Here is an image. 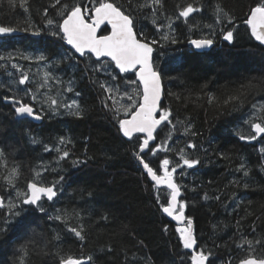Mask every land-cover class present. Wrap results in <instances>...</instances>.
Here are the masks:
<instances>
[{"label": "trees", "instance_id": "obj_1", "mask_svg": "<svg viewBox=\"0 0 264 264\" xmlns=\"http://www.w3.org/2000/svg\"><path fill=\"white\" fill-rule=\"evenodd\" d=\"M261 2L264 0H162V7L153 17L151 8L137 7L145 0H115L131 13L138 30L160 42L153 45V60L164 73L162 103L171 110L173 123H184L177 125L168 143L173 151L158 155L182 163L178 152L184 148L189 158L199 160L194 168L178 169L174 180L181 186L179 200L186 203L185 215L192 219L198 246L211 253L206 264H238L249 254L264 258V134L253 141L239 138L254 135L245 121L264 123V47L253 40L245 24L250 9ZM77 3L87 0H60L59 4L56 0H26L23 6L21 0H0V26L23 29L31 25L41 29L38 38L30 36L31 30H21L20 36L0 39V55L14 57L0 61V151L7 161V168L0 163V195L6 202L16 201V192L26 190L34 170L47 168L38 181L45 185L64 177L57 185L60 190L55 199L42 198L44 212L23 204L16 209L20 215L11 218L6 232H0V264H20L21 257L24 264H60L59 255L91 256L88 264H190L187 251L178 242L177 225L160 209L167 189H160L158 203L152 182L133 155L132 142L118 131L112 114L101 102L102 89L92 82L94 78L110 81V77L93 73L91 68L85 74L91 62L83 58L79 63L54 62L66 54L68 47L51 36L45 25L48 19H62L58 13L64 5ZM188 4L201 10L192 13L187 22L176 19L179 10ZM217 7L222 9L219 24ZM225 13L232 23H228ZM169 16L174 18L175 44L161 39L162 32H169L167 27L157 32L153 24L155 19L157 25H166ZM222 30L234 32L231 43L223 40ZM204 37L214 40L209 51L198 52L189 45L190 38ZM41 53L47 57L45 61L35 59ZM13 63L28 74L25 85H19L21 71L12 68ZM45 71L63 81L61 85L50 81L52 94L58 90L65 102L77 100L83 109L82 118L62 108L54 114L40 100L33 105L42 117L40 124L16 117L13 105L4 97L18 89L16 94L32 103L23 90L31 88L35 92ZM121 77L134 78V74ZM70 80L74 90L63 91ZM113 83L123 87L120 79ZM237 95L240 101L225 103ZM189 124L196 135H182ZM156 135L159 142L164 133L158 129ZM60 137L71 143L59 145ZM33 138L37 143L32 142ZM188 142L196 148H187ZM45 146H60L70 155L58 160L59 153L45 151ZM74 160L82 163L74 165ZM147 160L155 158L148 156ZM241 164L245 166L243 170ZM17 166L19 176L13 189L5 184L4 177ZM6 211L7 208L0 209V225ZM57 214L64 220L49 219ZM81 226L83 240L68 230ZM242 238L254 242L252 250L246 243L243 248L236 246L243 243ZM256 240L261 243L256 244ZM21 245L26 255L18 251Z\"/></svg>", "mask_w": 264, "mask_h": 264}, {"label": "snow or ice", "instance_id": "obj_2", "mask_svg": "<svg viewBox=\"0 0 264 264\" xmlns=\"http://www.w3.org/2000/svg\"><path fill=\"white\" fill-rule=\"evenodd\" d=\"M9 2L12 3L13 0H9ZM25 2L26 0H21V6ZM129 2L131 3L132 0H129ZM56 3L59 4L60 0H56ZM137 7L138 9L151 8L152 15L155 17L157 8L162 7V0H145L144 4H140ZM200 10L192 4H188L179 10L176 19L183 18L187 22L192 13ZM25 11H27V8H25ZM216 11V23L219 24L221 23L219 14L222 12V9L217 7ZM58 14L62 19L55 22L52 19H48L45 27L48 28L51 36L59 39L64 44L70 46V48L66 50V54L59 56L54 62L75 60L79 63L80 58H83L85 61L91 62L86 66L85 74L91 68L93 73L102 72L110 77V81L97 80L95 78L92 80L103 91L101 101L103 107L112 114V118L116 121L118 131L122 136L132 142L134 148L133 155L142 165L147 177L152 181V186L157 193L156 199L158 203L161 200V187L167 189L163 194L166 196V200L160 204V209L163 214L177 222L175 231L178 234V242L184 250H187L190 264H206L211 253H206L202 247L198 246V240L193 232L192 219L185 215L186 203L178 199L181 195V186L174 180V174L177 173L178 169H183L185 166L189 169L194 168L199 164V160L189 158L184 148H180L178 152L179 161H182V163L174 162L167 156L161 158L158 155L161 152L167 153L173 151V149L168 147V143L172 139L175 130H177V125L184 123L179 120L173 123L171 110L162 103V99L165 96L164 73L156 66L153 60V45L160 42L155 39H149L142 30H138L131 13L127 9H122L121 6L117 5L115 0H87V3L64 5L62 11ZM224 15L228 19V23H232L227 13ZM45 16H47V10H45ZM166 19L168 21L166 25H157L155 19H153L156 31L161 32L163 28L167 27L169 32H162L161 39L165 42L170 41L173 44L178 43L172 34L174 31L172 29L174 18L169 16ZM245 24L250 30L251 37L259 42V44L264 45V2L258 3L250 9ZM102 26L104 28L103 31H101ZM109 26L110 31L108 30ZM21 30H31L34 36L41 34V29L33 28L29 25L28 28L23 29L0 26V35L11 34ZM222 33L224 41L229 43L233 41L234 32L232 30L226 32L222 30ZM189 43L195 49H205L210 48L214 40L209 37L200 39L190 38ZM160 46L163 47V44ZM22 58L27 60L33 59L31 56H23ZM13 59L14 57L11 54L7 57L0 55V61H11ZM35 59L45 61L47 57L41 53ZM11 67L17 69V71H21L20 66L15 63L11 64ZM129 72L134 74V78L121 77V74ZM118 79L122 80L123 87L121 84L113 83ZM28 81V74L21 71L18 80L19 85H25ZM50 81H54L57 85L63 84L62 80L52 73L45 71L43 82L37 86L35 92L31 88L23 90L25 95L30 96L32 103L25 102L21 96L16 94L20 91L18 89H14V94L10 97H4V99L13 105L17 117L27 116L40 120L41 115L36 113L33 106L40 100L42 103L47 104L54 114L62 108L67 114L82 118L83 109L79 102L77 100L65 102L60 91H57L53 95ZM40 89H47V91L41 93ZM73 90V81L70 80L63 91L72 92ZM76 95L79 96L80 93L77 92ZM241 95H243V92ZM240 99V95L231 96L225 103L240 101ZM245 122L250 124L251 132L254 135H240L239 138L241 140L253 141L264 134V123L253 122L252 120ZM162 125L164 127H161ZM158 129L164 135L159 142H156ZM188 134L196 135V133L191 132L190 124L184 127L182 133V135ZM32 142L37 143L35 138L32 139ZM66 143H71V141L66 140L64 137L59 138V145H65ZM186 147L195 149L196 145L188 142ZM53 150L59 153L58 160L67 159L70 155L68 150H62L60 146L54 148L45 146V151ZM148 156L154 157L155 160L148 161ZM0 163H2L3 167L7 168V161L3 151H0ZM79 163H82V161H73L74 165ZM244 167L241 164V170ZM52 170L55 171L54 168ZM43 171H47V168L45 167L41 171L34 170V178L27 183L26 190L24 192H16V201L9 199L6 202L5 197L0 195V209L7 208V211L4 213L3 224L0 225V232H6L7 225L12 222L11 218L20 215V212L16 211V209L20 208L21 204L33 205L39 211L44 212L45 209L40 203L42 198L46 197L48 201H52L57 196L60 190L57 185L64 177L60 176L51 185L38 183ZM180 174L183 175L184 173L181 172ZM247 175V170H244V176ZM18 176V166L13 167L9 170L8 175L4 177L5 184L14 189ZM245 187H247V184H245ZM204 198L207 199L208 197L205 196ZM216 199H219V197H216ZM49 219L63 221L64 216L57 214L54 217L50 216ZM68 230L73 232L80 240L84 239L82 235L83 226L79 229L69 227ZM165 231H167V226H165ZM56 238L58 239L59 237ZM242 239L243 243L236 246L243 248V244L246 243L249 250H252L254 242L247 238ZM255 243L259 244L261 241L256 240ZM18 251L26 255L24 245H21ZM59 259L60 264H88L92 260V257L76 258L72 255H59ZM181 259H184V257L182 256ZM20 264H24L23 257L20 258ZM239 264H264V258L258 259L249 254L248 257L240 259Z\"/></svg>", "mask_w": 264, "mask_h": 264}, {"label": "water", "instance_id": "obj_3", "mask_svg": "<svg viewBox=\"0 0 264 264\" xmlns=\"http://www.w3.org/2000/svg\"><path fill=\"white\" fill-rule=\"evenodd\" d=\"M103 27V26H102ZM109 30H110V26H109ZM249 32H250V30H249ZM15 35H19V33H17V32H13V33H11V34H4V35H0V39L1 38H4V37H9V36H15ZM254 40V39H253ZM255 41V40H254ZM256 43H258L259 44V42H257V41H255ZM189 45H191L190 43H189ZM259 45H261V44H259ZM68 46V45H67ZM192 46V45H191ZM262 47H264V45H261ZM69 48H70V46H68ZM193 47V46H192ZM212 47V46H211ZM211 47L210 48H205V49H195L194 47V50H196V51H198V52H201V51H209L210 49H211ZM25 118H28V119H30V120H32V121H34V122H37V123H39L40 122V120H35V119H33V118H31V117H27V116H24ZM19 118H23V117H19ZM122 135V134H121ZM263 135V134H262ZM262 135L261 136H259V137H257V138H261L262 137ZM127 139V138H126ZM138 163H139V161H138ZM139 165L141 166V168H142V170H143V167H142V165L139 163ZM150 179V178H149ZM152 182V181H151ZM161 188H164V187H161ZM180 197V196H179ZM179 197H178V199H179ZM45 200H47V198L45 197L44 198ZM53 199H55V197L53 198ZM48 201V200H47ZM27 206V205H26ZM33 206V205H32ZM165 215V214H164ZM166 216V215H165ZM166 218H168V219H170V220H172L170 217H167L166 216ZM172 221H174V220H172ZM176 224H177V222L176 221H174ZM193 226V225H192ZM194 232V231H193ZM239 264V263H238Z\"/></svg>", "mask_w": 264, "mask_h": 264}, {"label": "bare ground", "instance_id": "obj_4", "mask_svg": "<svg viewBox=\"0 0 264 264\" xmlns=\"http://www.w3.org/2000/svg\"><path fill=\"white\" fill-rule=\"evenodd\" d=\"M83 1V0H82ZM29 19H30V17H28ZM33 21V20H32ZM34 22V21H33ZM13 26V25H12ZM17 33H19V35H15V36H20L21 35V33L20 32H18L17 31ZM23 36V35H22ZM30 36L31 37H34V38H38L39 36H34V35H32V34H30ZM9 37H11V36H9ZM4 38H6V37H4ZM1 39H3V38H1ZM29 46V45H28ZM67 46V45H66ZM191 46V45H190ZM32 47V46H31ZM68 47V46H67ZM192 47V46H191ZM27 48V47H26ZM69 48V47H68ZM192 49H194L193 47H192ZM196 51V50H195ZM53 85H56V84H53ZM35 86H36V84H35ZM34 87V86H33ZM36 88V87H35ZM54 88V87H53ZM52 88V89H53ZM62 89V88H61ZM43 90V89H42ZM45 91H46V89H45ZM58 91V90H57ZM43 92V91H42ZM7 102V101H6ZM39 102V101H38ZM42 102V101H41ZM9 103V102H8ZM31 103V102H30ZM41 104V103H40ZM36 107V106H35ZM39 108V107H38ZM41 108V107H40ZM44 108V107H43ZM42 111V110H41ZM49 111V110H48ZM46 112V111H45ZM44 114H46V113H44ZM48 114V113H47ZM49 115V114H48ZM42 116H44V115H42ZM55 116V115H54ZM60 116H62V115H60ZM17 117V116H16ZM46 117V116H45ZM18 119H23V118H25V117H23V118H19V117H17ZM47 118V117H46ZM52 119H53V117H51ZM26 119H28V118H26ZM45 119V118H44ZM48 119V118H47ZM30 120V119H29ZM32 121V120H31ZM41 121H42V117H41V120H40V122L39 123H37V122H34V121H32V122H34L35 124H40L41 123ZM234 121V120H233ZM52 124V123H51ZM230 128V127H229ZM121 134V133H120ZM123 137V136H122ZM126 139V138H125ZM258 139V138H257ZM243 142V141H242ZM211 145V144H210ZM198 148V147H197ZM38 159V158H37ZM137 162H138V160H137ZM53 169V168H52ZM50 170H51V168H50ZM144 172V171H143ZM181 180V179H180ZM151 181V180H150ZM52 183H53V181H52ZM50 185V184H49ZM185 194V193H184ZM76 196V195H75ZM76 198V197H75ZM187 199V198H186ZM155 200V199H154ZM150 203V202H149ZM148 203V204H149ZM158 204V203H157ZM151 205H152V203H151ZM153 207V206H152ZM218 207V206H217ZM34 208H36V207H34ZM220 208V207H219ZM66 220V219H65ZM172 221V220H171ZM174 222V221H173ZM175 223V222H174ZM176 224V223H175ZM94 225V224H93ZM177 225V224H176ZM78 227V226H77ZM91 227V226H90ZM65 230V229H64ZM95 230V229H94ZM162 230V229H161ZM88 231H89V229H88ZM162 232V231H161ZM55 234V233H54ZM136 235V234H135ZM56 242V241H55ZM187 251V250H186ZM90 253V252H89ZM100 255V254H99ZM149 261V260H148Z\"/></svg>", "mask_w": 264, "mask_h": 264}]
</instances>
